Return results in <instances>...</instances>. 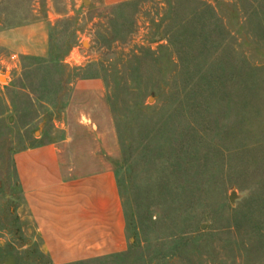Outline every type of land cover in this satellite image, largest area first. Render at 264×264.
<instances>
[{"label": "rangeland", "instance_id": "1", "mask_svg": "<svg viewBox=\"0 0 264 264\" xmlns=\"http://www.w3.org/2000/svg\"><path fill=\"white\" fill-rule=\"evenodd\" d=\"M90 79L120 209L84 230L56 199L43 219L15 157L74 132L89 153ZM0 264H264V0H0Z\"/></svg>", "mask_w": 264, "mask_h": 264}, {"label": "crops", "instance_id": "2", "mask_svg": "<svg viewBox=\"0 0 264 264\" xmlns=\"http://www.w3.org/2000/svg\"><path fill=\"white\" fill-rule=\"evenodd\" d=\"M104 97L100 79L73 84L68 110L73 115L71 123L92 141L86 144L90 147L88 154H83L78 142L81 134L75 132L62 142L41 144L16 154L22 192L34 198L38 212L44 213L43 219L56 218L55 199L62 205L58 210L65 219L82 222L77 225L79 229L87 230L90 225L85 221L103 220L105 214L115 212L118 217L116 167L111 161L118 155V139ZM82 118L93 126L84 124Z\"/></svg>", "mask_w": 264, "mask_h": 264}, {"label": "water", "instance_id": "3", "mask_svg": "<svg viewBox=\"0 0 264 264\" xmlns=\"http://www.w3.org/2000/svg\"><path fill=\"white\" fill-rule=\"evenodd\" d=\"M234 197H235V192H233V193L230 195V200H231L232 203H234V201H235Z\"/></svg>", "mask_w": 264, "mask_h": 264}, {"label": "bare ground", "instance_id": "4", "mask_svg": "<svg viewBox=\"0 0 264 264\" xmlns=\"http://www.w3.org/2000/svg\"><path fill=\"white\" fill-rule=\"evenodd\" d=\"M2 79H4V77H2Z\"/></svg>", "mask_w": 264, "mask_h": 264}]
</instances>
